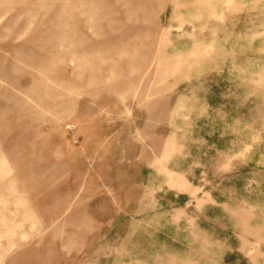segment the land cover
Returning <instances> with one entry per match:
<instances>
[{"label":"rangeland","instance_id":"obj_1","mask_svg":"<svg viewBox=\"0 0 264 264\" xmlns=\"http://www.w3.org/2000/svg\"><path fill=\"white\" fill-rule=\"evenodd\" d=\"M0 264H264V0H0Z\"/></svg>","mask_w":264,"mask_h":264},{"label":"crops","instance_id":"obj_2","mask_svg":"<svg viewBox=\"0 0 264 264\" xmlns=\"http://www.w3.org/2000/svg\"><path fill=\"white\" fill-rule=\"evenodd\" d=\"M190 51L195 52V51H199V50L198 49H196V50L195 49H192ZM184 55H185V53H184ZM187 55H189V53ZM190 55H195V53H190ZM169 182H170V185L172 187H174V188L182 187L183 184H184V182L182 181V179L179 176H177V175H170L169 176Z\"/></svg>","mask_w":264,"mask_h":264}]
</instances>
